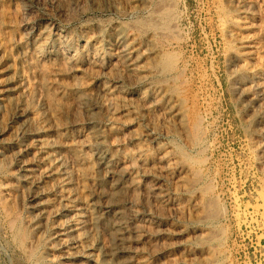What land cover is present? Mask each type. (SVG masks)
<instances>
[{"label": "rangeland", "instance_id": "obj_1", "mask_svg": "<svg viewBox=\"0 0 264 264\" xmlns=\"http://www.w3.org/2000/svg\"><path fill=\"white\" fill-rule=\"evenodd\" d=\"M150 20L153 26L146 24ZM115 34L122 35L125 45L132 44L134 57L146 69L125 75L114 89L119 100L125 92L133 95L126 99L130 117L138 120L131 131L156 134V145L143 158L156 164L159 150L171 158L165 185L172 190L180 167L188 169V181L194 174L199 180L195 194L174 197V215L166 208L155 214L185 233L171 259L160 262L208 264L217 258L214 264H264V117L251 102L255 85L264 88V0H0V264H59L63 237L49 238L56 229L48 221L35 244L41 221L30 197L48 191L42 201L46 213L51 210L54 181L44 145L60 160L57 166L72 182L76 197L87 194L91 168L75 160L87 157L77 144L88 134L90 120L108 113L98 91L114 78L103 76V70L123 76L120 60L105 46ZM146 41L155 49L153 55H144ZM159 61L172 67L162 72L156 67ZM81 98L89 107L87 114ZM168 100L180 110L176 122L164 120ZM114 131L115 139L110 136L106 146L128 156L125 169L136 168V147L143 141L129 145L120 129ZM199 192L202 202L216 206L211 208V226L200 221L204 211L199 198L198 216L188 208ZM133 199V204L139 202V197ZM66 215L53 220L65 224ZM13 220L16 231L9 227ZM208 234L215 238L209 249L201 244ZM56 241L59 249L54 251ZM141 247L140 258L146 259L149 246Z\"/></svg>", "mask_w": 264, "mask_h": 264}, {"label": "bare ground", "instance_id": "obj_2", "mask_svg": "<svg viewBox=\"0 0 264 264\" xmlns=\"http://www.w3.org/2000/svg\"><path fill=\"white\" fill-rule=\"evenodd\" d=\"M91 1L94 2L96 0H91ZM105 1L112 2L113 0H105ZM229 1L234 3L236 2V0H229ZM159 19L160 21L163 19L162 15H159ZM146 24L153 26L151 20L150 22L149 21L146 22ZM131 45H125V39L122 37L121 34L112 35V37H110L105 43V46L114 54V56L117 57L118 60H120L119 73L122 74L123 76L119 78L118 76L113 75L112 72L107 68L103 70L104 71L103 76L106 77L110 76V78L111 77L114 78L113 81H111L112 82L111 84L108 85L103 84L98 91L101 97L104 98L103 102L107 108L106 110L108 111V113L104 114L100 118H96L95 120H90V123L87 126L89 131L88 134L85 133L81 135L80 136L81 140L77 144V149L80 152L86 153L87 157L79 158V156H76L75 160H77L80 164L86 163L91 168L90 171L91 174L89 176V181L91 185L90 188H87L88 189L87 194H85L86 192H84L82 194V197H76L75 191L73 190L72 187V182L68 179V177L65 176V172L62 170V166H57L56 161L60 162V160L57 158H53L52 154L48 153L46 145L43 146V149L45 151L43 155H45L46 157L45 162L49 167L48 171L54 181L53 190L51 191L52 192L51 194H53V198L48 201L49 203L48 208H51V210L48 213H46L44 202L42 200L48 191L34 192L31 197L29 196L30 198H32V200L36 202V203L34 202L35 203L34 207L36 208L35 210L39 211L38 219H40L41 221L36 233L39 236L36 239L35 244H37L40 240H42L41 236L47 228V225L44 224L48 223V221H50V223H54L55 224L54 229L56 230L53 231L52 229L53 233L49 235V238L51 240L56 239L54 237L60 236L59 233H61V237H63L61 241L59 240L60 243L58 242L60 249L57 247L58 246L57 241H56V245L53 244V246H51V248L54 251L57 249L60 250L57 251L58 253L57 258L59 260L58 262L59 264H66V262L68 261H71L73 264H147L148 261L149 264H163L162 262H160V260L161 259L170 260L171 259L170 257L172 256L173 252L179 249L182 243L181 241L185 238V233L182 230H177L179 229V227L173 226L172 223H170L167 218L162 219L155 216V214L157 213L158 208H162V209L166 208L170 212L171 211L175 212V208L177 207L176 206L177 204L175 203L174 197L179 196L180 194L185 195L190 192L192 193L194 192L195 194L198 191L197 183L199 182V180L197 176L194 174L192 180L188 181V176H187L188 169L186 170L185 167H180L178 169V172L180 173L178 175L180 176L175 181V189L172 190L171 187H169V185L168 186L165 185L167 182V178L171 177L169 172L172 161L171 158L167 157L166 153H162L163 151L161 150L157 151L159 157L158 160L156 161V164H153L143 158L142 155L143 152L147 151L149 148L152 149V146L156 145V134H154L155 133L154 131H149L147 129H145L140 133H137V131L135 132L133 130L131 131L134 125L135 126L137 125L138 120L135 117L133 118L130 117L131 110H130V106L126 103L127 101L126 99L128 97H132L133 95L131 93L129 94L124 91L125 93L123 95V98L120 97L119 100L114 91L115 84L123 83V81L127 79L125 75L128 74L140 75L146 71L145 68H141L142 66L140 67L141 59L139 60V57L136 58L134 57V53L136 52V50ZM154 50L155 49L151 46L150 42L146 41V46L143 50L144 55L147 56L153 55ZM169 65L167 67L168 69H169ZM146 66L148 70L151 69V66L150 64H148V62ZM156 67H160V70L162 72H165L167 69L165 65L161 63V61H159L156 64ZM254 89L256 92H254V96L251 102L255 107L259 109L260 111L259 114H261L264 117V88L262 83L256 84ZM3 100L4 99H2V101ZM81 100L82 101L79 104L80 106H83L82 112L84 114H87L89 107L87 108L84 99L81 98ZM170 103L171 101L168 100L162 111L165 117L164 120H166V122H176L180 118L181 115L180 110L179 108L176 107V105H170ZM91 110L93 109L90 108V111ZM18 117L20 120H22L21 113H18ZM19 125L20 127L17 129V133L22 132L24 127V122L20 123ZM117 129L121 130V134H123V136L125 135L127 136L128 138L127 143L129 145L135 146L136 141L137 142L140 140L143 141V144H139L136 147V151H135L136 163H137L136 168L131 167V165H129V167L125 169L124 164L127 162L129 163L128 156L119 155V154L117 155L115 154L114 150L112 151L110 148L106 146V144H108V140L110 139L109 138L110 136H112L113 139H115L114 136L116 135L113 136L112 133H114L115 132L114 130ZM53 136L54 134L52 135V137ZM72 152L73 151H71L70 153ZM75 153L77 154V152ZM76 154H73L72 157L75 158ZM187 156L184 155L185 158H188ZM76 177L77 180H79L78 174L76 175ZM126 193L127 196H125ZM136 196L139 197V202L137 204H133V200H134L133 197L135 198ZM124 198H125L124 200L125 203H123L122 201V199ZM198 198L202 202V197L200 192H199V197L197 195V198L192 202V204L188 205L190 213H192L191 215L196 214L198 216L199 209H201L202 207L204 211V215L203 217H201L200 221L201 223L203 222L211 226L212 222L215 219L213 213L211 212V208L214 207L215 204L212 201L206 200L202 202V206L200 207L199 204L201 203L197 202ZM148 203H151L152 205L148 206ZM134 206L139 209V212L132 209V207ZM61 213L67 214L66 217H68V220L65 222V224L53 220L56 219L57 216ZM171 214L174 215L173 212H171ZM215 217H217V215ZM9 227L15 230L16 220L10 221ZM214 240L215 238L213 237V235L208 234L205 238L201 240V244L207 245L208 247L214 242ZM141 243L148 244L149 246L146 259H144L143 257L140 258L141 249H142ZM29 245H31L32 247L34 243ZM205 256L207 255L205 254ZM215 260L214 258H211L208 260L207 263L214 264ZM16 264H20V262L18 263L16 261Z\"/></svg>", "mask_w": 264, "mask_h": 264}]
</instances>
